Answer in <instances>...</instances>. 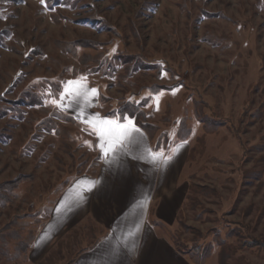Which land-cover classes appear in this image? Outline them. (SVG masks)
I'll return each instance as SVG.
<instances>
[{
	"label": "rangeland",
	"instance_id": "374dc122",
	"mask_svg": "<svg viewBox=\"0 0 264 264\" xmlns=\"http://www.w3.org/2000/svg\"><path fill=\"white\" fill-rule=\"evenodd\" d=\"M132 18L138 30H133ZM0 34V186L19 173L31 176L0 206V232L24 215L32 216L22 223L26 233L46 223L50 217L45 211L56 191L77 171L91 172L96 164L92 130L64 124L69 132L54 134L50 127L60 123L47 113L51 103L40 109L14 103L17 89L30 78L59 73L65 86L83 77L73 74L77 68L88 74L87 86L104 91L109 108L125 100L142 106L147 121L159 130L155 139L169 140L164 156L190 149L181 180L217 194L207 191L197 211L186 207L187 227L205 234L214 230L208 235L211 241L213 233L224 238L228 221L248 224L253 237L264 236V0H70L47 7L41 0H0ZM63 37L123 42L134 51L140 40L152 61L131 73L123 62L113 64L115 70L106 64L100 69L90 51L83 66L54 47L53 40ZM36 46L39 51L31 52ZM103 53L96 62L110 63ZM55 55L60 63L51 60ZM161 85L166 90L151 93L150 88ZM195 102L207 105L203 113L210 119H220L217 136L206 135L197 122ZM101 107L106 113V106ZM182 121L184 133L191 130L188 137L176 133ZM202 208L207 214L196 219ZM182 224L173 230L181 232ZM151 225L170 241L169 224L154 220ZM217 252L207 264H218ZM239 255L264 264L262 252ZM16 263L0 257V264ZM24 264L37 263L28 257Z\"/></svg>",
	"mask_w": 264,
	"mask_h": 264
},
{
	"label": "crops",
	"instance_id": "0c3cea01",
	"mask_svg": "<svg viewBox=\"0 0 264 264\" xmlns=\"http://www.w3.org/2000/svg\"><path fill=\"white\" fill-rule=\"evenodd\" d=\"M76 87L64 91L67 96L60 104L88 130H92L90 123L97 125L94 146L101 156L100 164L94 175H81L65 185L28 252L29 259L39 264L69 231L92 220L106 231L98 245L73 264H191L151 225L154 220L171 227L176 224L189 192V182L181 179L190 149L168 154L171 159H167L163 149L155 150L148 135L136 126L138 132L129 129L117 137L124 129L116 126L127 122L100 124L97 115L109 119L98 112V91L82 99L74 94ZM101 128L104 141L100 140ZM110 138L114 146L105 154L101 144ZM150 153L163 156L152 160Z\"/></svg>",
	"mask_w": 264,
	"mask_h": 264
},
{
	"label": "trees",
	"instance_id": "16d2710c",
	"mask_svg": "<svg viewBox=\"0 0 264 264\" xmlns=\"http://www.w3.org/2000/svg\"><path fill=\"white\" fill-rule=\"evenodd\" d=\"M61 1L65 3L70 0H47V4L50 5L51 3H57ZM209 14L213 15L212 13ZM130 22L132 23L133 30H138V28L136 27V20L132 18ZM120 36L122 37V34H120ZM137 36L139 37V34H137ZM1 42L2 35L0 34V43ZM52 43L57 50L62 52L64 55L71 57L73 60L79 62L83 66L88 65L87 61L89 57L86 55L88 52H95L94 56L97 57L95 60L96 62L98 57L103 53L102 50H105L103 56L106 57V59L109 60L110 63H107L106 61L96 63L94 62V65H98L97 68L100 67V69H102V66L106 64L105 67L108 70H115L112 65L118 62H123L128 66V68H126L127 70L125 71L127 73H131L132 71L140 68L138 66L139 64H146L148 63L146 61H152L145 57L146 53L142 50L143 44L142 42H140V40L138 43L140 49L138 51L131 50L126 46L125 43L122 42V45L117 41H111L102 44L99 43V41L95 42L88 39H78L71 41L68 38L63 37L54 39ZM38 48L40 47H33L31 49V52L39 51ZM51 60L53 62L60 63L58 55L51 57ZM73 74L81 75L86 78L88 77V74H84V70H79L77 68H74ZM73 78H78V76H74ZM62 80L63 78L59 75V73L55 75L53 74L48 78L41 75L30 78L29 80L23 82V85L17 89V93L15 96L16 100L14 103H16L17 101L16 105L23 104L29 107L35 106L39 109L45 106L47 101L51 103L52 100H57L58 103H60L62 96L61 94L64 93L65 90L64 82H62ZM93 87L98 91V112L104 119H109L118 123H126L131 120L137 128L141 129V131L148 135L151 142H155V150H161L168 147L170 143H168L169 140L167 139V137L160 136L157 140L155 139V135L159 130H157V126L147 121V116L145 115L141 105L125 100L119 101V104H117L115 108H109L104 97V91L98 87ZM150 90L151 93L155 95L159 93L160 90H166V86H155L150 88ZM102 105L106 106V113L101 112ZM198 105L202 107L201 103L195 102L194 115L197 117V122L202 125V129H204L206 135L217 136L220 133V127L223 126L220 123V119H210L203 113L204 109L205 111L206 109H208L207 105H203L202 111L198 109ZM50 109L51 110H47V113L53 117L52 120L56 118L58 123H60V125H57L55 122L54 125L50 127L49 130H51V132H54V134L60 135V132L61 134L67 131L69 132V130H66L69 129L68 126L64 124H70L71 126H78L81 128L82 125L75 121V118L72 115L62 111L52 103ZM185 124V121H182L179 129H177L176 131V133H178L180 137H188L191 134V130H188L187 134L184 133V128L186 126ZM85 131L87 132V128H85ZM196 142L197 145H199V143H202V140H197ZM94 150L96 153V158H94L96 164H94V168L92 167L91 172L86 171L84 173L77 171L76 175L69 177L67 182H65V185L70 184L73 180L81 175H94L96 173L95 171L100 164L101 156L98 153L96 146H94ZM189 160L190 155L187 159V162ZM30 178L31 176H26L22 173H19L17 174L16 178L1 184L0 206H6L13 194H15L20 189L19 187H21V185H23L24 183L26 184V182H28ZM64 187L65 186H61V188L56 191L54 201L52 200L53 205H51V207H48L45 211V213L47 214L46 218L50 217L51 212L53 211V208L56 204V199L59 197L62 190H64ZM207 191L210 190L207 188L204 190L201 187L189 183V192L186 194L187 197L184 206L182 207L179 217L176 220V224H178L179 222L183 223L182 230L181 232H177L173 230V227H171L170 229V232L172 234L170 238V242L173 245L172 247H174V249L183 257H185V260H188L191 264H207L210 258H212L216 249H218V254L216 257L218 264H229L231 259H239L238 264H252L248 258H246L244 255H239V253L248 251L250 254L259 252H262L264 254V236L253 237L250 231L251 228L248 224L246 225L244 223L240 224L228 221L224 229L225 231H227V234L225 236L223 235V229H219L220 236H224V238H219V235L217 237V234L213 233L215 240L211 241L208 235H210L214 230H209L205 234L202 233L199 229L187 227L186 223H184V219L186 217V207L190 208L191 210L195 209V211H197V209L202 206L200 197L208 195ZM210 192L214 195L217 194V191L215 190H211ZM42 210L43 209H41L37 213H40ZM206 214V209L202 208V210L197 213L196 219H201ZM27 220H32V216L24 215L22 219L15 220L1 227L2 230L0 232V257L5 256L12 258L13 260H15V262L17 261L16 264H24L28 262V252H30V249L35 242L39 230L45 223L42 222L39 225L37 224L34 230H29L30 233H26V227H24L22 223H25V221L27 222ZM20 228L21 231H19ZM13 229H16V231L14 230L13 232ZM4 232H6L7 234ZM103 234L104 231L101 228L94 224L92 220H88L80 224L78 228L69 231L65 235V237L62 238V240H60L50 251L46 258L39 264H73L81 254L97 246ZM185 234H187L188 236L183 238ZM232 239L236 240V244H233L231 242ZM1 253L3 254L2 256Z\"/></svg>",
	"mask_w": 264,
	"mask_h": 264
},
{
	"label": "snow or ice",
	"instance_id": "6c2138e0",
	"mask_svg": "<svg viewBox=\"0 0 264 264\" xmlns=\"http://www.w3.org/2000/svg\"><path fill=\"white\" fill-rule=\"evenodd\" d=\"M41 4L44 5L45 7H47V0H41ZM72 86H77L76 89H75V93L74 94L76 96L82 98V99L86 98L89 95V93H91L92 95L96 94V89H88L87 88L86 77H82V78H80L78 80H75V81H67L66 84H65V91H67ZM175 91H177V90L174 89L173 90V94H175ZM62 99H63V96H61V100ZM51 103L54 106H56L57 108H61L62 109L64 107L62 104L58 103L57 100H52ZM96 119L102 125H112L114 123L113 121H110V120H103L98 115H97ZM90 126L92 128L93 134H95L96 133V129H97V125H91V123H90ZM116 127L118 129L123 127V129H124L123 132H118L117 133V137H120V136H123V135L127 134L129 129L135 130L137 132L139 131V129L135 128V125L133 124V122L131 120H129L126 125H123V126L117 125ZM100 140L101 141L105 140L104 131H103L102 128L100 129ZM113 146L114 145H113L112 140L110 138L106 143L101 144V151H105V154H107L106 150H111ZM150 155H151V159L152 160H159L163 156L162 153L160 154V156H157L154 153H150ZM167 159H171V157H167ZM94 184H95V182H93V185Z\"/></svg>",
	"mask_w": 264,
	"mask_h": 264
}]
</instances>
